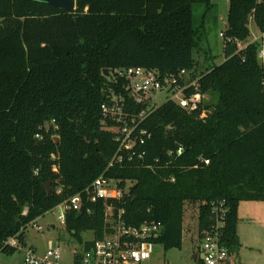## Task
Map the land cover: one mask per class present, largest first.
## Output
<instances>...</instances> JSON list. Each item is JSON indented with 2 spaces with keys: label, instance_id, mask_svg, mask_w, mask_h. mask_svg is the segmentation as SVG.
<instances>
[{
  "label": "trees",
  "instance_id": "trees-1",
  "mask_svg": "<svg viewBox=\"0 0 264 264\" xmlns=\"http://www.w3.org/2000/svg\"><path fill=\"white\" fill-rule=\"evenodd\" d=\"M195 5L203 18L213 8L211 0H76L65 11L0 0V246L14 236L23 242L31 222L105 173L134 183L125 218L161 221L156 242L165 250L182 247L187 202H200L202 229L212 203L225 200L228 247L239 251L240 204L264 201V64L258 42L243 49L238 42L250 37V18L264 29V0H230L224 60L205 70L194 57L205 35L204 25H194ZM129 67L194 72L211 98L204 117L171 101L158 106L141 124L150 133L136 147L145 160L108 169L119 144L104 129L101 106L112 92L129 99L116 75ZM88 207L91 213L70 211L65 221L85 247L91 241L82 234L101 238L105 226L104 202Z\"/></svg>",
  "mask_w": 264,
  "mask_h": 264
},
{
  "label": "built area",
  "instance_id": "built-area-1",
  "mask_svg": "<svg viewBox=\"0 0 264 264\" xmlns=\"http://www.w3.org/2000/svg\"><path fill=\"white\" fill-rule=\"evenodd\" d=\"M219 35L225 39V31H221ZM256 42L259 43L258 59L264 64V29L260 30L259 35L255 36L251 43ZM246 46H241L238 42L239 49ZM116 75L124 79L122 87L129 99L112 92L109 100L101 106L105 118L104 129L113 133L114 140L119 144L108 169L116 164L123 167L125 160L132 162L134 156H137L140 162L145 160V151H137L136 147L143 144L145 137L150 133L142 128L141 124L161 104L171 101L188 112L202 110V117L207 113V109L203 107L207 94L202 93L200 89L201 76L194 72L182 69L176 73L163 74L156 69L129 67L118 70ZM158 93L166 95L161 104L153 100V96ZM133 105H142L143 108L135 112L132 110ZM108 120L112 124H109ZM51 125L57 130L54 122H51ZM35 137L42 140L43 134L37 133ZM53 138L57 140L58 136L55 134ZM182 151V148H179L177 155L182 154ZM173 153L169 151L168 155ZM55 157L53 154L52 159ZM204 161L209 164L208 159ZM52 168L54 171L58 170L56 165ZM121 184V179L103 173L84 192L64 200L57 206L62 208L59 219L65 223L70 211L87 210L91 213V207L86 208V204H95L99 201L105 204L103 236L95 238L92 233V238L86 239L91 241L88 247L78 242L80 248L73 253V264H141L157 252L156 246L162 247L156 242L163 233L164 225L161 221L146 219L135 225L126 220L124 203L134 183L127 180L124 186ZM57 191L60 192L61 188L59 187ZM228 211L225 200L212 203L207 225L199 229L200 264H231L233 253L229 250L227 239ZM36 222L37 219L31 224L36 226ZM5 248L24 251L23 262L14 264H63L59 245L38 253L33 248L25 247V244L14 236L3 242L0 252H4Z\"/></svg>",
  "mask_w": 264,
  "mask_h": 264
},
{
  "label": "rangeland",
  "instance_id": "rangeland-1",
  "mask_svg": "<svg viewBox=\"0 0 264 264\" xmlns=\"http://www.w3.org/2000/svg\"><path fill=\"white\" fill-rule=\"evenodd\" d=\"M213 8L203 18V6H194V25H204V39L201 49L194 51V57L200 70L208 66L219 65L224 60V40L220 32L226 29L230 0H211ZM250 37L240 41L242 45L250 44L260 29L254 18L249 21ZM203 67V68H202ZM165 94L158 93L153 96L157 104L165 100ZM207 95L206 101L210 100ZM200 202H187L183 216V238L180 249L173 248L154 252L150 259L141 264H198L194 258V252H198L201 246L200 240L195 237L197 217L199 215ZM62 208L55 207L44 216L37 219L36 226L29 225L25 231L23 243L25 247L35 249L43 253L53 246L59 245L62 252V263L73 264L74 251L79 250L76 238L67 230L65 223L59 219ZM237 234L240 241V249L233 253L234 264H264V201H244L240 207V218ZM85 239L92 238L91 232H84ZM24 251L16 250L13 253L0 252V264L21 263L24 260Z\"/></svg>",
  "mask_w": 264,
  "mask_h": 264
},
{
  "label": "water",
  "instance_id": "water-1",
  "mask_svg": "<svg viewBox=\"0 0 264 264\" xmlns=\"http://www.w3.org/2000/svg\"><path fill=\"white\" fill-rule=\"evenodd\" d=\"M36 1L53 5L56 8H59L65 11H74L76 9V0H36ZM104 72L106 74H109L108 69H105ZM57 140H59V137L57 138ZM45 186L47 188V192H50V189H51L50 183L49 182L45 183ZM160 249H161L160 246H156V251H159Z\"/></svg>",
  "mask_w": 264,
  "mask_h": 264
},
{
  "label": "crops",
  "instance_id": "crops-1",
  "mask_svg": "<svg viewBox=\"0 0 264 264\" xmlns=\"http://www.w3.org/2000/svg\"><path fill=\"white\" fill-rule=\"evenodd\" d=\"M240 207H241V204H240ZM240 207H239V218H240ZM238 226H239V220H238ZM196 229L197 230H196V234H195V237L194 238H196V236H197V238L199 239V222H198V217H197V228ZM237 229H238V227H237ZM193 258H194V260L198 264H200V247H199L198 252H194ZM231 264H234V257L233 256H232V259H231ZM239 264H242V263L240 262Z\"/></svg>",
  "mask_w": 264,
  "mask_h": 264
}]
</instances>
